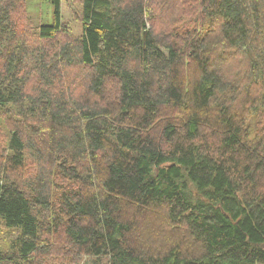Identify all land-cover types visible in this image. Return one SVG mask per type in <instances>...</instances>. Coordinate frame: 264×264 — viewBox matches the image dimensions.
Returning <instances> with one entry per match:
<instances>
[{
    "label": "trees",
    "instance_id": "trees-1",
    "mask_svg": "<svg viewBox=\"0 0 264 264\" xmlns=\"http://www.w3.org/2000/svg\"><path fill=\"white\" fill-rule=\"evenodd\" d=\"M28 1L0 0V264H264V0H45L31 29Z\"/></svg>",
    "mask_w": 264,
    "mask_h": 264
},
{
    "label": "rangeland",
    "instance_id": "rangeland-1",
    "mask_svg": "<svg viewBox=\"0 0 264 264\" xmlns=\"http://www.w3.org/2000/svg\"><path fill=\"white\" fill-rule=\"evenodd\" d=\"M23 13H25V15H27L28 19L30 20L31 25H28V29L34 28L36 25L50 24L52 22L53 9H52V6L48 3V1H45V0H41V1L40 0H29L27 4V13L25 12V10ZM175 14L177 13H173L172 15L175 17L176 16ZM62 19L63 21L70 23L71 30L73 34H75V37H78L81 34V31H82L81 25L78 22L74 21L70 10L66 7L64 2L62 3ZM234 66H235L234 63L232 64L226 63L225 69L227 72H233L235 68ZM79 67L80 66H77L76 68L79 69ZM174 119H175V112L173 113L169 112L166 116L160 118V120L154 124V127L152 126L150 128V132L157 139H159L158 134L162 127L160 123L165 122V121L173 122ZM33 166H36L35 163ZM168 231H169L168 229L163 227L162 233H160L161 237L164 238ZM0 239L2 238L0 237ZM0 241L2 243L4 240H0ZM166 241H167L166 239H163L161 243L157 245H153V243L149 244L144 240V241H138V245H140V242H144V243H141L142 248L147 249L149 251H153V250H157L160 247L167 246ZM78 264H106V262L104 259L94 260L92 258H82V260H80Z\"/></svg>",
    "mask_w": 264,
    "mask_h": 264
}]
</instances>
